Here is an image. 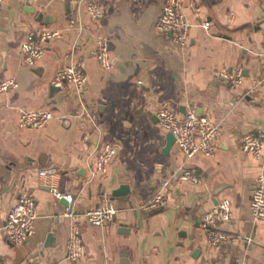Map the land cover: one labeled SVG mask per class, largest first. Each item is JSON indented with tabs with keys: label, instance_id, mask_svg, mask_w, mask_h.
Masks as SVG:
<instances>
[{
	"label": "crops",
	"instance_id": "obj_1",
	"mask_svg": "<svg viewBox=\"0 0 264 264\" xmlns=\"http://www.w3.org/2000/svg\"><path fill=\"white\" fill-rule=\"evenodd\" d=\"M93 1L103 10L97 20L83 0L0 2V79L16 82L0 91V225L23 193L34 194L37 212L20 243H9L0 228V264H233L241 257L246 264L264 263V223L252 221L249 210L264 153L255 157L240 146L244 133H264V83L252 87L251 81L264 66V0H195L196 10L184 0L191 22L186 46L155 27L164 0ZM42 27L61 35L26 65L19 41ZM99 37L108 41V68L95 55ZM72 61L81 62L86 74L80 93L71 83L56 89L51 82L56 69ZM235 65L244 67V77L230 86L219 72ZM83 105L89 114L72 115ZM161 106L178 114L192 107L220 122L212 154L186 159L175 141L164 153L168 131L156 116ZM21 107L50 110L53 117L41 128L20 126ZM102 142L116 144V151L106 172L91 177L87 167ZM188 166L204 179L177 180ZM39 169L54 173L77 213L108 200L119 185L129 186L127 196L110 201L116 213L109 222L77 219L83 249L76 260L64 258L65 199L41 183ZM169 176L167 204L141 207ZM222 197L229 198L232 213L214 229L235 240L213 246L199 222Z\"/></svg>",
	"mask_w": 264,
	"mask_h": 264
},
{
	"label": "built area",
	"instance_id": "obj_2",
	"mask_svg": "<svg viewBox=\"0 0 264 264\" xmlns=\"http://www.w3.org/2000/svg\"><path fill=\"white\" fill-rule=\"evenodd\" d=\"M90 17L97 20L102 17L103 10L100 3L93 0H83ZM1 2V0H0ZM184 0H164L161 11L155 21V27L160 31L171 33L172 40L180 46H186L188 33L191 26L187 15L183 10ZM193 9H197L195 0L190 2ZM200 25L207 29L208 20H203ZM61 32L56 28L42 27L29 31L23 35L19 41V54L21 60L26 65H33L44 52V44L60 37ZM95 55L99 63L104 67L110 66L108 41L104 37H99L95 41ZM264 55V53H263ZM220 77L230 86L238 85L244 77V67L235 65L222 68ZM252 87L264 83V66L259 75L251 78ZM55 86H62L64 83H71L76 93H80L85 82L86 74L79 61H72L59 66L51 79ZM16 86L13 78L0 79V91ZM88 113L83 105L80 111L72 115ZM89 116V115H88ZM159 124L167 131H171L177 148L185 155L186 159L195 153L211 155L216 148L218 137L221 132V123L211 121L206 115L199 114L194 108H188L184 113L178 114L167 106H161L156 111ZM53 117V113L46 109L18 108L16 123L20 126L41 128ZM241 149L245 153L255 157H261L264 153V133L262 130L249 131L241 137ZM95 158L88 164V172L91 177L106 172L107 166L116 151V144L102 142L95 147ZM38 175L43 185L56 198H64L63 215L67 218V236L65 240V256L70 261L76 260L82 254L81 229L77 219L82 218L92 225H104L113 219L116 208L106 200L85 207L77 213L72 208V196L69 193L61 192L54 180V173L48 169H39ZM177 180H186L198 183L204 179L203 174L192 166L181 167L175 176ZM171 182V176L164 179L157 191L147 200L141 203L143 208L164 206L167 204L165 194L166 187ZM249 210L252 221L264 223V167L258 173L249 200ZM231 204L227 197L220 198L210 209L203 213L199 225L207 231L209 243L217 246L228 240H235L234 236H229L224 232L214 229L216 221H226L231 217ZM37 217L35 196L31 192H26L17 197L11 205L0 228L5 239L9 243H20L33 230L34 221ZM250 238H246L249 241ZM233 264H246L245 258L241 257ZM264 264V263H261Z\"/></svg>",
	"mask_w": 264,
	"mask_h": 264
},
{
	"label": "water",
	"instance_id": "obj_3",
	"mask_svg": "<svg viewBox=\"0 0 264 264\" xmlns=\"http://www.w3.org/2000/svg\"><path fill=\"white\" fill-rule=\"evenodd\" d=\"M53 86L56 87L55 85H53ZM57 88L58 87H56V89ZM173 141H174V136H173L171 131H168L166 144H165V147L162 150L164 153H168L169 147L173 143ZM128 193H129V186L126 185V184H121L117 188L111 190L110 195L108 196V200L111 201L115 196L124 195V197H125V196H127ZM216 202L217 201H215V203ZM65 204H66V200H65ZM121 230H122V227H121Z\"/></svg>",
	"mask_w": 264,
	"mask_h": 264
}]
</instances>
